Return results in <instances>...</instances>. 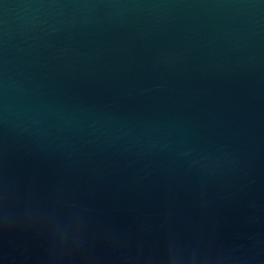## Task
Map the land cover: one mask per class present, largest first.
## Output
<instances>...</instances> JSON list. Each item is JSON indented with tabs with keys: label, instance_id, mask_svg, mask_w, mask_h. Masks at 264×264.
<instances>
[{
	"label": "water",
	"instance_id": "obj_1",
	"mask_svg": "<svg viewBox=\"0 0 264 264\" xmlns=\"http://www.w3.org/2000/svg\"><path fill=\"white\" fill-rule=\"evenodd\" d=\"M0 264H264V0H0Z\"/></svg>",
	"mask_w": 264,
	"mask_h": 264
}]
</instances>
